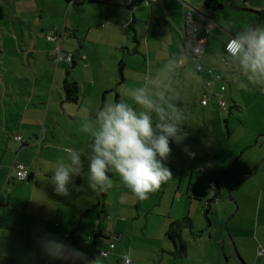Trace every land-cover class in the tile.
<instances>
[{"label": "crops", "instance_id": "obj_1", "mask_svg": "<svg viewBox=\"0 0 264 264\" xmlns=\"http://www.w3.org/2000/svg\"><path fill=\"white\" fill-rule=\"evenodd\" d=\"M15 1L18 5L12 10L11 17L16 22L11 28L3 26L8 27L9 45L13 46H7L5 42L0 46V209L10 214L7 219L10 232L0 219V264H83L79 260H55L44 254L39 241L45 236L82 251L89 260L99 256L101 250L108 249L109 243H114L103 264H122V257L129 250L131 264H201L197 255L205 243L184 239L188 248L186 259H182L184 257L173 255L175 246L166 237V231L172 222L184 217L190 218L193 226L202 216V207L209 213L223 194H227L231 202H237L227 225L241 211L239 221H234L238 224L234 225L233 231L230 229V236L237 245L236 254L247 259L249 264H264V253L258 252L264 247V217L261 230L259 218L261 199L255 207L254 232L245 233L239 228V225H246L245 216L251 209L241 199V188L245 180L258 170L260 147L264 155V87L250 86L247 91L238 87L233 78L235 68H227L222 61L229 36L242 27L253 26L256 17L236 9L227 0H218L219 9L205 8L200 0V3L189 2L195 9L180 0H157L150 4H146V0H108L106 3L105 0H94L100 4L87 0H78L77 3L65 0ZM48 2L54 13L50 23L49 11H46ZM232 3L236 7L259 11L262 14L259 25L264 27V0H233ZM189 11L193 13L202 37L200 71L195 69L198 62L191 56V44L197 42V37L190 38L183 32V18ZM3 20L2 17L0 22ZM228 21L231 23L226 26ZM130 30L134 32L132 37ZM140 32L144 38L137 41ZM47 36L57 39L48 40ZM149 42L153 43L155 52H160L155 58L150 57L154 50L149 48ZM99 43L105 44V53H93ZM57 46L61 53H71L73 60L56 62ZM139 48H144L141 53H144L146 74L142 85L149 90L165 81L162 74L160 81L153 82L152 75L167 60L181 53L190 57L175 75L173 84L178 97L173 102L184 109L187 117L184 129L188 137L181 145L170 143L172 151L166 164L173 178L143 201L135 198L114 173L110 174L113 183L107 191L95 192L88 188L86 157L91 136L83 132L81 140L66 134L62 138L58 120L46 127L49 114L53 116L66 108L91 112L106 102V91L117 89V86H108L107 77L99 82L93 78L85 80V76L82 80L77 73L79 68L88 70L90 63L101 65L111 58L118 61L122 50L134 55ZM38 65L43 67L44 74H29ZM216 76L222 79L218 80ZM129 78L122 77L116 80V84ZM20 81H26L29 86L23 84L22 89H18L16 82ZM65 81L75 82L81 92L76 107H70L69 104L73 103L64 101ZM207 81L212 82L214 92L221 85L225 87L223 108L210 89H206ZM117 95L119 100L120 93ZM124 97L129 98L121 96ZM86 99H89L90 108L83 107ZM203 100L207 101L205 105L201 104ZM251 110L253 121L249 124L250 133H247L245 120ZM232 112L235 114L231 115ZM89 120L94 118L91 116ZM14 135H20L24 144L15 141ZM57 139L65 144L56 146ZM185 145L195 153L194 157L182 150ZM65 148L80 151L85 159V171L69 185L70 195L67 197L57 195L50 183L57 162L61 160L56 154L60 153L65 161L68 159ZM20 155L24 156L22 163L32 179L21 181H29L28 185L19 188L28 191L27 199L14 208L12 197L15 190L10 191L5 201L3 194L15 179L11 167ZM30 181L34 183L30 184ZM212 183L216 188L210 193ZM230 209L231 205L224 203L222 214ZM46 210L49 213L43 214ZM14 211L17 217L13 215ZM249 242L253 244L251 250ZM12 243H16V248L10 245ZM193 246H196L194 254L191 253ZM9 259L13 261L9 262ZM207 264H222L220 253L216 251L213 261L208 259Z\"/></svg>", "mask_w": 264, "mask_h": 264}, {"label": "clouds", "instance_id": "obj_2", "mask_svg": "<svg viewBox=\"0 0 264 264\" xmlns=\"http://www.w3.org/2000/svg\"><path fill=\"white\" fill-rule=\"evenodd\" d=\"M201 51V47L192 46L191 56H199ZM189 58L186 53L173 56L152 75L153 82H157L163 74L166 79L162 85L153 90L144 85L125 88L124 94L132 103H105L97 109L94 120L81 123V131L89 134L92 141L86 157L88 188L107 191L113 183L109 173H114L135 198L143 201L173 178L166 164L172 151L170 143L181 145L188 137L184 109L173 102L178 98L173 84ZM223 61L227 68H235L233 78L238 87L246 91L250 86L264 87V27L246 26L231 34L223 50ZM200 68L201 64L196 63L195 69ZM182 150L195 156L187 145ZM64 151L68 159L57 162L50 183L57 195L67 197L69 185L85 171V159L76 149ZM39 243L43 253L55 260L103 264L107 258V253L100 252L89 260L82 251L50 236L42 237ZM131 256V250L125 253L123 264H131Z\"/></svg>", "mask_w": 264, "mask_h": 264}, {"label": "rangeland", "instance_id": "obj_3", "mask_svg": "<svg viewBox=\"0 0 264 264\" xmlns=\"http://www.w3.org/2000/svg\"><path fill=\"white\" fill-rule=\"evenodd\" d=\"M180 1L183 3H187L189 5V7H192V4L189 3L191 1H194L195 3H200L199 0H180ZM183 3H182V5H183ZM0 5L3 7V11H4L3 19L5 18V20L0 22V46L2 44L4 45L5 43H6L5 45H7V46H13V45H9L10 39L7 36V30H8V27L11 28V24L16 22L15 19H13L11 16H12V10L18 4L15 0H0ZM46 8H47L46 11L47 12L49 11L48 22L50 23V22H52V18L54 17V13H53L52 9L50 8L49 2L47 3ZM192 8L195 9L194 7H192ZM5 25H7L8 27L7 26L3 27ZM25 29H26V31H28L26 26H25ZM130 33H131V37H132V35H134V32L132 30H130ZM142 35H143V33H141V32L137 33V38H136L137 41L143 40L144 36H142ZM28 37L29 36H27V38ZM189 37L192 38V36H189ZM182 39H183V35H182ZM189 43H190V41H189ZM40 45H41V43L39 44V46ZM149 48L154 50L150 54L151 58H155L156 56L160 55V52H155V49L153 47L152 42H149ZM143 50H144V48L137 49V53L134 55L133 54L129 55L126 53L127 51H124V50H122L120 53L118 51V53H119L118 54L119 55L118 61L113 60L111 58V59L105 60L104 63L101 65H99L98 63H90V67L88 70L86 68L81 67L77 70V73L79 74V76L82 80H84V76H85V80H90L91 78H93L95 82H99V80H105V78L107 77L109 79L108 86H110V85L111 86H117L116 90L111 89L112 92L106 91L105 96H107V99H106V102L104 101L103 105L105 103H110L113 101L119 102V100L120 101L123 100L125 102L132 103L129 98H125V97L121 98V96H127L124 94L125 88L133 87V86L139 87L142 85V81L145 82L144 75L146 73H144V61H143L144 53H141V52H143ZM101 52L102 53L106 52V46L103 43H99L98 48L96 50H93V53H101ZM25 55H26V57L28 56V54H25ZM0 58H2L1 52H0ZM109 60H111V63ZM0 64H1V62H0ZM51 64H52V67L54 68L53 61L51 62ZM41 65H42V63H41ZM41 65L34 67L33 72H31L29 74H34V73L35 74H41V75L44 74L45 70L43 69V67ZM75 68H77V67H75ZM50 72H51V69H50ZM0 73H1V67H0ZM125 76H127L128 78L129 77H131V78L134 77V78H132V79L129 78L126 81L124 80L123 82L116 84V82H117L116 80H121V78L122 77L125 78ZM1 83H2V79L0 77V90H1V85H2ZM23 84H26V86H29L26 81L16 82L18 89H22ZM80 91H81V89H80ZM117 92L120 93L119 100H118V95L116 97ZM79 97L81 99V92H79ZM0 104H1V97H0ZM100 104H101V98L99 101V105ZM81 105H82V103H81ZM89 105H90L89 99H86L83 102V107H89L90 108ZM69 106L70 107H76V104H69ZM99 107L100 106H98L97 109ZM97 109H93V111H91V112H93V115L90 114L91 113L90 111H88V110L85 111L84 109H82V110L80 109L78 111H75V110L71 111L67 108L61 109L57 114L53 113V116H51V114L48 115V118L46 121V127L48 125L52 124V122H54L55 120L56 121L58 120L59 132H60V136L62 138H63V134H66V135L77 136V139L81 140L82 133H83L81 131V123L84 120H89L91 118V116H92V118L95 119ZM227 113L228 112H226V114ZM233 114H235V113L232 112L231 115H233ZM252 121H253V110L250 111L249 117L247 116V118L245 120V122L247 124L246 125L247 126V129H246L247 133H250L251 126L249 124ZM224 129H225V126H224ZM63 144H65V143L63 141H59L58 139L55 142V145L58 147L62 146ZM29 148L30 147H27L26 149H29ZM37 149H38V147H37ZM260 153H261L260 158H259V161L257 162V165H259L257 172L254 173V175L249 177L247 180H245V182L243 183V186L241 188L242 189L241 199H242V201L246 202L249 205V207L251 208L247 212L248 215L245 216L246 217V223H245L246 225H243V226L239 225L240 226L239 228L242 231H245V233H253L254 232V222H255L254 218H255V214H257V210L255 209V207L259 204L260 199H261V209H259V218H260V223H261L260 230L262 229V224H263L261 219L264 217V158L262 159V157H264V155H262L261 147H260ZM56 155H59L58 157L60 159H65V157L60 155V153H57ZM12 157L13 158L15 157L14 150L12 151ZM15 160L18 163H22V160H24V156L20 155L19 159L16 158ZM28 182L29 181L20 182V181H16L15 179L11 180L10 187L8 189L6 188V190L3 194V200L5 201L8 194H11L10 193L11 190H15L13 197H12V199L14 201L12 203L13 207L18 208L20 206L18 204L25 203L26 199H27L28 191L19 190V188L21 185H25ZM30 182H31L30 184L34 183V181L33 182L30 181ZM28 184H26V185H28ZM224 203H228L229 205H231V209H230L231 211L229 210V211H227V213L222 214V209H223ZM236 206H237L236 200L231 202L228 199L227 194L226 195L223 194V196L219 197V199H217L215 204L212 205V210L209 213L206 212L205 207H202V216L198 220L195 221V223H198V224L194 223V225L192 227L193 231L191 230L195 234H198V238L200 235H202V234L204 235L201 238H199L200 240L198 238H193L187 229H185L182 232L183 240L184 239L188 240V239L192 238V239H197L196 242L202 241V243H205L203 246H201L202 248L200 250V255H197V257L200 258L199 261L201 264H207L208 259H211L213 261V257L215 255L216 251H217V253L218 252L220 253L222 264H249L247 259L243 258L240 254H239V256L236 254L237 245H236V242H235V239L233 238V236H230V235H232L230 232V229L233 231L234 225L238 224V223H235L234 221H236V222L239 221V218L241 217V211H238L236 213L237 215L234 216L233 221H231V223L227 225V223H229V215L236 210ZM13 213H14L13 215H15V217H17V214L15 213V211ZM47 213H49L48 210H46L43 214H47ZM9 215L10 214L4 212L3 209H0V219L3 220V224L6 226L7 232H10L9 222H7ZM254 241H255V239H254ZM10 245L13 246L14 248H16V243H12ZM252 245L253 244L251 242H249V249L250 250H251ZM224 247H226V249ZM187 248H188V246H187ZM195 248H196V246H193V248H191L192 254L195 253ZM226 250L228 252L227 254H226ZM237 252H238V250H237ZM226 255L228 256V259H226ZM241 258L243 260H241ZM182 259H186V257H184ZM8 261L12 262L13 260L9 259ZM42 262H44V259L42 260Z\"/></svg>", "mask_w": 264, "mask_h": 264}, {"label": "built area", "instance_id": "obj_4", "mask_svg": "<svg viewBox=\"0 0 264 264\" xmlns=\"http://www.w3.org/2000/svg\"><path fill=\"white\" fill-rule=\"evenodd\" d=\"M153 1H155V0H146L145 3L149 4L150 2H153ZM182 24H183V32H184L185 36H197V35H199V29H198V26L196 24V21H195V18L193 16L192 12L189 11L184 16ZM47 39L48 40H56L57 37L47 36ZM201 42H202V38L201 37L197 38V42L191 44V48H192V46H199L202 49ZM56 53H57L56 58H55L56 62H61V61L70 62L73 60L71 53H67V52L61 53V49L58 46L56 47ZM201 53H202V51H201ZM201 53H200V55H201ZM200 55L199 56H193V59L198 63H200V59H201ZM222 61H223V59H222ZM223 63H224V61H223ZM201 68H202V66H201ZM201 68H200V70H201ZM200 70H197V71H200ZM215 78L218 80L222 79L221 76H216ZM205 87H206V89H210V93L214 94L217 97L219 106L221 108H223L225 106V103L222 101V94H223L225 87L223 85H221L218 88V90L214 92L213 90H211V88H212V82L211 81H207L205 83ZM206 103H207L206 100H203L201 102L202 105H205ZM13 139L15 141L20 142L21 144H24V139L20 135H14ZM11 170L14 174V178L20 182L27 180L28 177L31 175L30 172L28 171V169L22 163L15 162L12 165ZM215 188H216V185L212 183L210 185L209 192L213 193ZM118 239H119V237H118ZM113 247H114V243H109L108 249L101 250L100 252L107 253V256H108L109 249H112ZM258 252H259V254H263L264 248L260 247ZM122 264H123V262H122Z\"/></svg>", "mask_w": 264, "mask_h": 264}, {"label": "trees", "instance_id": "obj_5", "mask_svg": "<svg viewBox=\"0 0 264 264\" xmlns=\"http://www.w3.org/2000/svg\"><path fill=\"white\" fill-rule=\"evenodd\" d=\"M65 1L68 3H77L78 2V0H65ZM87 1L89 3H97V4L101 3V2H96L94 0H87ZM155 1H157V0H155ZM155 1H153V2H155ZM200 1L205 8H208V9L209 8H211V9L221 8V5L218 3V0H200ZM227 1H230V0H227ZM106 2H109V1L105 0V3ZM3 14H4L3 7L0 5V19L3 17ZM199 35H200V32H199ZM199 35H197L196 37L199 38L200 37ZM63 92H64V101L65 102H69V103H73V104L78 103L79 98H80L79 97V88L75 82L65 81L63 83ZM110 174L111 173H109V175ZM31 179H32V175H30L27 180H31ZM192 227L193 226H192L191 220L188 217H184L180 220L174 221L169 225V227L166 231V237L175 246V251H174L173 255H176L178 257H184L186 255L187 245H186V241L183 240V238H182L183 237L182 232L185 229H187L190 232V234L192 235V237H197L198 234H195L194 232H192L193 231Z\"/></svg>", "mask_w": 264, "mask_h": 264}, {"label": "water", "instance_id": "obj_6", "mask_svg": "<svg viewBox=\"0 0 264 264\" xmlns=\"http://www.w3.org/2000/svg\"><path fill=\"white\" fill-rule=\"evenodd\" d=\"M232 2H233V0L229 1V4L231 6L235 7L238 10L245 11V12H247L249 14H252V15H254L256 17V21H255L253 26L260 24V22L262 20V14L259 11H255V10H252V9L241 8V7H236ZM228 110H230V109H228Z\"/></svg>", "mask_w": 264, "mask_h": 264}]
</instances>
